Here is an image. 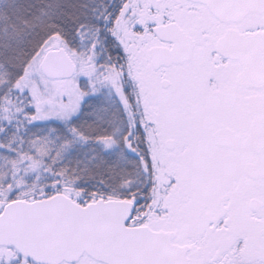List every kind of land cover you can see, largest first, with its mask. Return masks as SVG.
<instances>
[{
  "label": "snow or ice",
  "instance_id": "snow-or-ice-1",
  "mask_svg": "<svg viewBox=\"0 0 264 264\" xmlns=\"http://www.w3.org/2000/svg\"><path fill=\"white\" fill-rule=\"evenodd\" d=\"M0 264H264V0H0Z\"/></svg>",
  "mask_w": 264,
  "mask_h": 264
}]
</instances>
